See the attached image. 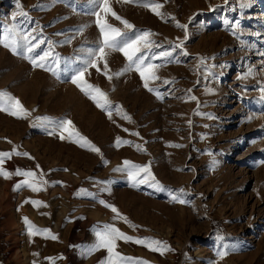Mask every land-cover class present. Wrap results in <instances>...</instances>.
<instances>
[{
	"label": "rangeland",
	"instance_id": "obj_1",
	"mask_svg": "<svg viewBox=\"0 0 264 264\" xmlns=\"http://www.w3.org/2000/svg\"><path fill=\"white\" fill-rule=\"evenodd\" d=\"M144 2L110 0L126 29L100 0H19L28 16L16 21L17 0H0V91L30 112L0 111V153L11 154L2 167L12 173L0 175V264H101L109 253L95 246L107 225L133 238L116 241L121 264H264V0H155L163 17ZM94 13L128 37L152 33L143 54L159 65L154 91L113 49L107 74L99 60L100 71L83 74L109 106L72 82L103 40ZM14 22L44 40L37 52L52 42L56 74L3 46ZM64 119L99 153L61 139ZM125 161L149 165L163 190L133 186ZM17 169L35 173L39 190L16 188L27 179ZM25 217L48 231L29 235Z\"/></svg>",
	"mask_w": 264,
	"mask_h": 264
},
{
	"label": "snow or ice",
	"instance_id": "obj_2",
	"mask_svg": "<svg viewBox=\"0 0 264 264\" xmlns=\"http://www.w3.org/2000/svg\"><path fill=\"white\" fill-rule=\"evenodd\" d=\"M124 2H139V0H124ZM101 10L105 13V15L111 14L116 20H119L121 23L124 24L126 29H132L133 25L130 24L127 20L122 19L119 17L110 7V0H100ZM142 6L150 8L156 15L163 17V13L159 11L160 8L163 7L162 4L156 3L155 0H147L144 2ZM17 8L19 9L18 12L12 14V20L16 21L17 16L20 17H27L28 14L23 11V6L17 0ZM97 15V25L100 28L101 35L103 37L102 43L97 50L89 49L88 50V58L83 60V66L77 70V75L73 77L72 82L76 84L81 91H83L86 95H88L98 107L106 108L110 105V101L107 99V94L102 92L99 88L94 85L88 84L87 81L84 79V72L87 71L89 66L96 67L97 71L101 69L97 67L96 61H103L104 62V70L105 74H107L108 64H107V52L105 49H113L122 51L127 60L129 61L128 68L135 67V70L140 73L142 80L144 81V87L147 88L149 91H154V89L149 87V81L158 79L155 74V69L159 67V65H153L151 63L145 64V55L143 54L144 49H150L152 42L148 39L152 33L150 31H144L143 33L134 35L133 37H128L125 33H122L119 28L112 26L111 24L107 23L99 13H94ZM178 27L187 28L186 25L177 24ZM187 39V36H185ZM36 41L33 43V41ZM3 46L9 48L14 54L20 55L24 53H28L29 55L27 58L30 62L34 65V67L42 68L46 71H52L53 74H56L55 69L51 67L49 64V59L55 63H58V57L53 56L52 54V42L48 41L49 49L44 50L41 53L37 52V49H40L41 44L44 43V40L38 39L35 36H32L31 33L22 32L20 30V26L18 23H12L11 27L5 29V35L3 38ZM183 41L181 43L176 44L173 46V50L175 48H182ZM187 55V53H184ZM162 57L171 56V52L164 51L159 54ZM120 73H117L119 75ZM111 77H109L110 79ZM261 98L264 99V86L261 87ZM158 98L159 94L157 93ZM195 99V97H192ZM0 111L8 112L10 115L15 116L17 118H26L30 115V112L23 106V104L15 97L11 96L6 91H0ZM109 117L111 118V114L109 113ZM130 119V118H129ZM37 121H44L48 120L51 121V118L48 117H36ZM57 127L61 130V139H69L75 143L80 144L81 147L90 146L92 151L99 153V149L96 148L94 145H91V142L87 140L86 137L82 136L78 130L75 129L71 120H60L56 122ZM67 133L65 136L63 133ZM75 138V139H73ZM120 143L119 138H117V144ZM139 147V146H138ZM20 154V153H16ZM10 153L3 152L0 153V175H4L5 178H9L12 173H8L4 171L2 165L4 163V158H10ZM23 155H28L27 153H23ZM125 165H128V177L132 180L133 186H136L140 183H148L152 181L153 183L150 186H155L160 190H163V186L159 183V181L155 180L154 175L150 170L149 165H136L130 161H125ZM141 173H143V177H141ZM15 175L24 176L27 179L22 181V184H17L16 188H20L23 185H26L32 188L33 191H38L39 188L37 187L35 181V173L32 171H22L17 169ZM181 192L183 189L180 190ZM173 200H177L176 196L172 197ZM180 203H184L185 201L180 200ZM34 205L40 204L42 202L38 201H31ZM103 203V202H102ZM112 211L120 215L118 210L114 206H110ZM25 223L28 225L29 228V235H34L37 232L44 231L47 232V229L39 230L36 229L34 225L28 221L27 217L24 218ZM107 231L106 232H98V243L95 246L97 249L103 248L106 249L109 253L107 261H102L101 264H121V262L125 259L119 253L114 252L116 248V241L117 240H124V241H131L133 238L127 236L125 233L121 232L118 228L112 227L111 225L105 226ZM53 239L56 237L53 236ZM136 243H145L143 240H136ZM161 244L160 241H151V245H156L157 247H153V251H161L159 245ZM221 257L225 256L226 252L218 253ZM115 257V259H113Z\"/></svg>",
	"mask_w": 264,
	"mask_h": 264
}]
</instances>
